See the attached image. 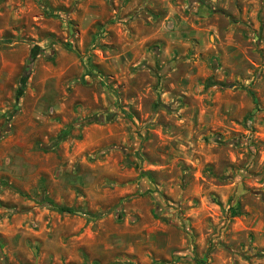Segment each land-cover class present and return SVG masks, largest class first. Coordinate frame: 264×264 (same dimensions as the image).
I'll use <instances>...</instances> for the list:
<instances>
[{
    "label": "rangeland",
    "instance_id": "374dc122",
    "mask_svg": "<svg viewBox=\"0 0 264 264\" xmlns=\"http://www.w3.org/2000/svg\"><path fill=\"white\" fill-rule=\"evenodd\" d=\"M0 264H264V0H0Z\"/></svg>",
    "mask_w": 264,
    "mask_h": 264
},
{
    "label": "trees",
    "instance_id": "16d2710c",
    "mask_svg": "<svg viewBox=\"0 0 264 264\" xmlns=\"http://www.w3.org/2000/svg\"><path fill=\"white\" fill-rule=\"evenodd\" d=\"M94 118H90L89 120H87V121H89V122H92V121H96V120H93ZM98 121V120H97Z\"/></svg>",
    "mask_w": 264,
    "mask_h": 264
}]
</instances>
